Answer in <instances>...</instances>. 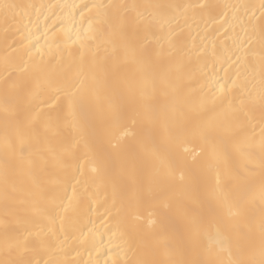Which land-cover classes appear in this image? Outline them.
<instances>
[{"label": "bare ground", "instance_id": "6f19581e", "mask_svg": "<svg viewBox=\"0 0 264 264\" xmlns=\"http://www.w3.org/2000/svg\"><path fill=\"white\" fill-rule=\"evenodd\" d=\"M121 19L130 24L132 44L145 37L150 41L151 68L142 67L139 58L126 51L114 29ZM262 56L264 0H0V264L37 260L40 264H136L140 259H168L162 249L154 248V235L162 227L179 225L178 218L145 203L139 208L140 219H134L129 181L114 187L103 173H93L85 159L70 161L64 168L52 166L49 148L71 142L75 132L67 127L53 136L45 130L44 120L57 107L66 110L73 93L87 97L89 106L119 107L129 118L144 103L161 107L179 101L190 124L242 123V150L252 162L231 153L230 165L244 179L230 182L229 190L249 198L246 223L258 246L264 216L259 187L264 176ZM152 74H162L165 82L153 88ZM16 84H23V90ZM241 98L250 101L246 116L233 117L229 105L235 107ZM36 112L40 118L33 121ZM128 126L139 127L130 119ZM124 142L133 147L137 160L143 156L132 136L124 137ZM155 147L164 152L163 144ZM188 147L198 150L196 142ZM41 156L48 159L46 167ZM29 160L35 162L31 168ZM50 178L59 180L63 203L75 190L67 212L49 209L54 223L33 213L40 206L36 182ZM186 184L193 192L182 202L186 211L207 213L215 208L206 195L214 185V174L197 185L187 178ZM150 218L154 225H149ZM38 226L45 231L52 228L47 239L54 242L59 237L63 244L48 251L36 249L27 234ZM205 226L202 248L215 233L210 219ZM219 255L228 258L227 252ZM187 258L199 257L188 254Z\"/></svg>", "mask_w": 264, "mask_h": 264}, {"label": "snow or ice", "instance_id": "6c2138e0", "mask_svg": "<svg viewBox=\"0 0 264 264\" xmlns=\"http://www.w3.org/2000/svg\"><path fill=\"white\" fill-rule=\"evenodd\" d=\"M140 23L137 20L135 25L139 27ZM129 27V22L121 19L114 29L126 51L133 58L138 57L142 67L151 68L150 41L145 37L138 44H132L128 39ZM150 82L155 88L158 82H165L164 76L152 74ZM14 87L22 91L24 85L16 84ZM17 99L20 100V97ZM260 102L264 105V94L260 96ZM249 104L248 99L241 98L235 107L229 105V112L233 117L246 116ZM39 118L40 113L36 112L31 119ZM129 119L133 126L138 124L139 127L130 129ZM67 127L75 132L71 142L62 143L56 149L49 148L54 168L68 167L70 161L85 159L93 173H103L106 182L114 187L122 180L129 181L133 189L129 210L134 219H140L139 208L145 203L179 219V225L162 227L154 235V248L162 249L168 259L161 262L140 259L136 264H264V216L260 221L257 246L253 229L246 223L250 200L239 192L229 190L230 182L244 179L231 167V153H239L246 161L252 162L250 154L242 150V123L190 124L183 117L179 101L161 107L144 103L129 118L119 107L109 105L105 110L98 105L89 106L87 97L73 93L68 97L66 110L57 107L44 120L45 130L53 136ZM129 135L143 151L139 160L133 147L124 142V137ZM192 142L198 144V150L188 147ZM158 143L165 146L163 153L155 147ZM260 148V167L264 169V139ZM40 160L46 167L48 159L41 156ZM28 164L31 168L35 162L29 160ZM145 172L146 179L143 178ZM210 173L214 174V185L206 195L215 203V208L207 213L190 214L182 207L183 200L193 196L186 179L191 178L192 183L197 185ZM58 184L59 180L55 178L36 182L40 206L34 207L33 213L50 223L55 220L48 215L49 209L59 208L60 213L67 212L75 197L73 190V197H68L67 203L60 201ZM259 187L264 202V176ZM60 219L62 231L63 217L60 216ZM206 219H210L215 233L209 238L207 247L202 248L201 236L206 233ZM148 223L151 226L156 221L150 218ZM52 232V228L45 231L38 226L34 232H28L27 237H33L36 249L48 251L63 244L59 237L54 242L47 239ZM221 252H227V260L219 255ZM188 254H196L199 258L189 259ZM35 264H40V261Z\"/></svg>", "mask_w": 264, "mask_h": 264}]
</instances>
